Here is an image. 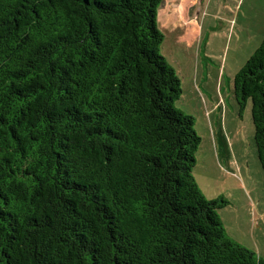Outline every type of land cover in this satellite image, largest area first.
Listing matches in <instances>:
<instances>
[{"label":"trees","instance_id":"16d2710c","mask_svg":"<svg viewBox=\"0 0 264 264\" xmlns=\"http://www.w3.org/2000/svg\"><path fill=\"white\" fill-rule=\"evenodd\" d=\"M163 0H0V264H264L193 169ZM264 174V38L232 81Z\"/></svg>","mask_w":264,"mask_h":264},{"label":"rangeland","instance_id":"374dc122","mask_svg":"<svg viewBox=\"0 0 264 264\" xmlns=\"http://www.w3.org/2000/svg\"><path fill=\"white\" fill-rule=\"evenodd\" d=\"M157 27L164 35L160 54L182 84L175 107L194 118L201 138L194 180L208 201L229 202L218 211L227 234L264 259V174L251 102L240 109L232 90L234 76L253 54L245 58L242 44L264 27V0H196L187 6L163 0Z\"/></svg>","mask_w":264,"mask_h":264},{"label":"crops","instance_id":"0c3cea01","mask_svg":"<svg viewBox=\"0 0 264 264\" xmlns=\"http://www.w3.org/2000/svg\"><path fill=\"white\" fill-rule=\"evenodd\" d=\"M172 1H174V3L177 2V0H172ZM179 1L184 3L185 6H187L188 4L189 5H193L196 2V0H179ZM180 7H182V4L180 5ZM195 28L197 29V24L196 23H195ZM263 38H264V27L262 29L256 30L254 35H251V37L249 36L250 40H248L247 43H243L242 44L243 47L246 48L247 53H246V57L242 56L240 59L242 60L243 57H245V58L249 57L257 49V47L260 45V43L262 42ZM237 51L241 52L242 49H237Z\"/></svg>","mask_w":264,"mask_h":264}]
</instances>
